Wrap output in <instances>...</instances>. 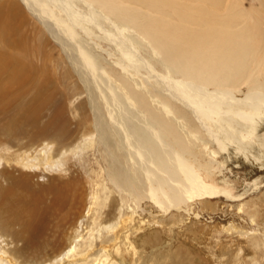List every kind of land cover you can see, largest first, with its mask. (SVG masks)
Segmentation results:
<instances>
[{
    "label": "bare ground",
    "instance_id": "bare-ground-1",
    "mask_svg": "<svg viewBox=\"0 0 264 264\" xmlns=\"http://www.w3.org/2000/svg\"><path fill=\"white\" fill-rule=\"evenodd\" d=\"M240 1L0 0V41L4 47L17 45V21L26 19L25 11L36 18V54L43 50L46 32L84 87L103 103L90 105L97 139L85 143L88 148L97 143L111 158L115 169L106 177L115 192L134 198L139 210L147 199L165 213H189L193 202L242 199L249 187L258 191L263 184L256 178L246 183V192L233 196L227 175L218 181L215 173L226 169L218 162L225 155L227 162L241 155L264 168V16L258 12L253 17ZM3 55L0 69L13 61ZM26 69V64L17 69L12 84L29 80ZM47 86V79L37 82L36 95ZM243 88L247 92L241 97ZM6 93L0 89V97ZM210 144L215 150H209ZM205 156L209 162L202 161ZM5 177L13 185H27L12 173ZM96 184L103 194L113 193L106 181ZM71 186L72 181L53 185L47 188L50 202H43L37 192L31 205L18 202L21 207L16 209L12 186L0 185V264H89L87 256L76 258L86 248L93 250L96 237L82 235L83 217L71 212ZM104 196L94 188L90 203L102 207L108 198ZM126 205L122 200L118 210L121 219L127 217L120 222L128 225L124 239H116L103 264H137L112 255L124 259L130 248L135 258L140 251L134 239L145 244L139 232L147 223L141 221L133 230L136 210ZM72 215L75 236L65 244ZM99 216L91 231L111 229ZM15 224L20 229L13 233ZM52 241L59 242L53 246ZM142 260L138 263L146 264Z\"/></svg>",
    "mask_w": 264,
    "mask_h": 264
},
{
    "label": "rangeland",
    "instance_id": "rangeland-1",
    "mask_svg": "<svg viewBox=\"0 0 264 264\" xmlns=\"http://www.w3.org/2000/svg\"><path fill=\"white\" fill-rule=\"evenodd\" d=\"M240 3L253 17L258 12L264 16V0H241ZM26 12L23 13V19H26L21 21V17L17 21L16 27L20 31L15 41L19 43L4 47L0 41V52L6 58L10 55L13 60L9 66L4 64L0 69V89H7L6 95L0 97V185L3 188L12 186L14 192L10 199L15 204L14 208L19 209L23 203L31 205L37 192H40L43 202H50L51 194L47 188L72 181L70 191L74 203L71 212L83 217L82 235L88 238L94 234L96 237L93 250L82 249L85 251L77 256L78 260L87 256L89 264H103L104 254L114 249L116 239L118 243L122 242L128 226L120 223L127 219L125 216L121 219L118 212L123 200L128 204L126 208L136 210L133 230L139 227L141 221H145L147 227L139 232L145 244H142L141 238L134 239L138 242V255L134 258L131 249L127 248L124 259L112 255L118 261H136L137 264L141 259L146 264H264V168L255 160L246 162L241 155H233L232 160L227 162L225 155L218 158V162L226 166L222 172L216 170L218 181L222 180L223 174L227 175L225 180L230 181L235 196L246 192V183L260 178L263 184L258 191L249 187L250 193L242 199L232 197L230 200L218 198L193 202L189 213L185 209L165 213L147 199L142 201L141 209L144 211L137 209L134 198L121 197L108 182V172L115 169L111 158L101 148L97 149V143L90 148L85 143L86 139H97L93 129V107L90 108V105H103L102 101L98 100L96 92L91 93L84 87L62 49L46 32L42 34L45 40L43 50L36 54L39 35L34 30L40 28V24ZM23 64L27 66L26 75L30 81L14 85L11 79ZM44 79L48 81L47 89L36 95L37 82H44ZM246 92L247 88H243L239 96L243 97ZM18 119L23 122L18 123ZM86 119H90L89 123ZM191 123L193 125V119ZM208 148L215 150L211 144ZM202 161L209 162V158L205 156ZM7 172L17 180L25 179L27 185H13L5 177ZM94 179L98 184L106 181L109 188H113L112 194L105 193L108 198L102 207L90 203L94 188L101 197H105L103 189L97 186ZM89 206L91 209H88ZM98 214L101 222L112 225L111 229L91 231ZM71 218L74 219V215ZM72 219L67 225V230H70L65 244L71 243L69 239L75 236L76 226H72ZM19 229L15 224L12 232ZM11 239L7 240L11 243ZM55 242L52 241L53 246L59 241ZM63 242L57 245L56 251ZM76 261L67 264L84 263Z\"/></svg>",
    "mask_w": 264,
    "mask_h": 264
}]
</instances>
